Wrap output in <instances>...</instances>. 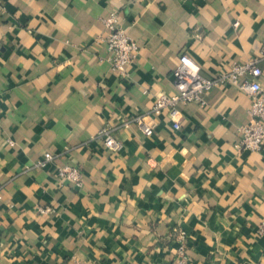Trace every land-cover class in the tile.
<instances>
[{
	"label": "crops",
	"instance_id": "1",
	"mask_svg": "<svg viewBox=\"0 0 264 264\" xmlns=\"http://www.w3.org/2000/svg\"><path fill=\"white\" fill-rule=\"evenodd\" d=\"M114 11L139 45L127 79L108 60ZM263 47L264 0H0V264H176L178 230L188 264H264V146L237 148L251 98L217 87L151 137L131 121L177 94L186 51L211 76Z\"/></svg>",
	"mask_w": 264,
	"mask_h": 264
},
{
	"label": "built area",
	"instance_id": "2",
	"mask_svg": "<svg viewBox=\"0 0 264 264\" xmlns=\"http://www.w3.org/2000/svg\"><path fill=\"white\" fill-rule=\"evenodd\" d=\"M104 22L109 30V34L105 37L110 53L108 60L118 76L127 79L129 77L128 68L137 59L139 45L122 28L119 15L115 11L110 13ZM239 26V22L234 24L235 28ZM262 58H264V47L258 58L244 64H235L230 69L217 74L205 76L201 65L186 51L182 54L178 67L172 73L177 94L162 93L157 95L151 111L137 114L131 121L139 127L146 137H151L157 126L156 117L168 113L173 121V129L180 130L181 124L177 119L180 113L179 106L190 103L205 106L206 95L210 91L220 86L229 85L251 98L250 122L240 129L242 139L237 144V148L239 150L261 151L264 146V87L261 82L263 70L259 61ZM97 138L102 142L103 147L113 153L121 151L124 147L123 141L117 138V127L113 125L103 127ZM11 144L13 143L11 142ZM55 158V154L46 153L44 159L38 163V167H45ZM57 177L61 183H69L76 188L81 187L84 181V174L81 169L71 165L60 167ZM176 234L180 243L176 264H188L186 233L178 230ZM73 264L86 263L77 261Z\"/></svg>",
	"mask_w": 264,
	"mask_h": 264
}]
</instances>
